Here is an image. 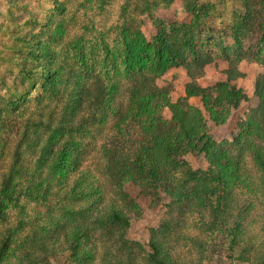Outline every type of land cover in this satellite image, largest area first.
<instances>
[{
    "label": "trees",
    "instance_id": "16d2710c",
    "mask_svg": "<svg viewBox=\"0 0 264 264\" xmlns=\"http://www.w3.org/2000/svg\"><path fill=\"white\" fill-rule=\"evenodd\" d=\"M241 1L244 13L230 27L235 53L227 56V66L212 86L198 82L215 61L194 46L195 29L212 6L200 0L185 2L192 15L189 21H165L150 40L138 26H124L120 33L123 55L119 61L106 47L105 59L114 72L106 71L104 76L97 73L96 65L87 64L85 54L79 62L85 65L76 67L53 47L66 32L64 2L53 0L59 18L43 23V27L52 26L49 35L16 30V50L25 54L17 59L22 73L37 77L43 93L57 97L60 105L50 136L40 143L31 168L20 142L27 132L18 133L10 116L9 107L18 106L17 98L6 104L0 101V264H37L43 253L56 249L55 244L67 251L72 264L96 262L100 248L97 231L123 238L136 214L134 201L121 190L124 185L136 187L142 194L162 191L177 203L191 197L189 209H208L207 220L200 213L204 232L226 234L229 252H237L233 263L264 264V240L245 235L252 217L260 211L263 216L264 69L254 83L257 104L237 124L231 140L215 142L207 131L208 123L224 124L247 98L235 85L244 76L240 63L248 58L240 51L244 39L256 34L264 49V0ZM153 4L157 6L155 1ZM262 62L264 66V59ZM173 67L184 69L188 78L184 95L175 102L170 87L157 81ZM120 75L128 81L125 104L119 99ZM165 109L170 111V119L164 117ZM93 126L103 138L95 170L84 167L86 131ZM134 126L136 141L129 137L124 141L125 132L130 134ZM17 135L19 141L12 145ZM189 154L202 158L205 166L191 168ZM184 189H190V194ZM238 191L246 193V203L229 224L225 219ZM49 196L57 198L55 206ZM39 199L46 207L37 216H46L48 223L27 219L28 200ZM11 207L18 211L15 226L8 220ZM190 241L191 248L203 256L206 242L198 237ZM148 246L149 264H177L162 242L153 239ZM100 258L102 264H110L105 253ZM127 264H132L131 258Z\"/></svg>",
    "mask_w": 264,
    "mask_h": 264
},
{
    "label": "rangeland",
    "instance_id": "374dc122",
    "mask_svg": "<svg viewBox=\"0 0 264 264\" xmlns=\"http://www.w3.org/2000/svg\"><path fill=\"white\" fill-rule=\"evenodd\" d=\"M60 1L66 6L64 18L66 32L60 41L53 42V47L64 55L63 60L76 67L85 65L79 63L85 54L83 58L86 59L87 64L96 65V71L97 73L100 71V76H104L106 71L114 72L105 59L106 47L116 55L115 58L119 59L123 55L120 33L124 26L132 28L138 26L150 40L162 23L166 25V22L170 20L178 23L187 22L192 16L186 8L187 0H173L170 4L168 0ZM154 1L157 6H154ZM253 1L250 0V2ZM199 3L212 6L208 14L201 16L200 25L195 29L194 46L196 50L213 56L215 61L214 64L205 68V73L198 82L202 86H212L221 78V72L227 66V56L235 53L230 27L237 15L244 13L245 6L241 0H200ZM257 3H260L259 0ZM10 10L12 15H9ZM54 11L53 0H0V101L6 104L9 100L17 98L18 106L9 107V111L17 124L18 133L27 132V136L24 133L25 138L22 141L20 139V142L23 157L27 160L26 164L29 161L27 165L31 168L39 155L40 143L50 136L53 127L52 119L57 118L56 112L60 104L57 97L43 93L45 90L37 77L27 78L22 73L17 59L24 57L25 54L16 50L19 43L15 40V33L19 30L49 35L48 31L52 29V26L48 23L46 28V26L43 27V23L50 21L51 18H59ZM155 19H159L161 23L156 22ZM34 20L37 22L36 25H33ZM240 51H245L248 58L240 63L239 68L244 76L237 79L235 85L247 98L237 109L231 111L229 119L224 124L219 126L207 124L208 134L215 142L230 141L237 124L257 104L254 83L264 69L262 62L264 49L254 34L244 39ZM120 77L119 99L125 104L128 97L126 93L128 81L123 76L120 75ZM157 81L161 85L170 87L171 101L175 102L184 95V85L188 78L184 69L173 67ZM49 113H52V118ZM163 115L166 119L171 117L168 109L164 110ZM128 132L130 134L127 132L124 134V141H127L128 137L136 141L137 128L131 127ZM119 136L122 137V134ZM85 139L84 167L95 170L97 161L100 159L99 147L103 138L98 135L93 126L86 131ZM18 141L17 135L12 139L11 144ZM8 156H11V149ZM186 158L189 166L194 170L206 164L202 158L192 154L187 155ZM26 173L28 175L30 170ZM121 190L134 201L136 214H132L130 228L123 238L110 231H97L95 238L98 239L100 248L96 262L92 264H102L101 253L109 257L110 264H127L130 258L132 264H149L148 243L153 239L163 243L166 253L170 254L171 259L177 264H246L233 263V256L237 252H229L226 234L219 231L212 234L209 231L204 232L206 226L203 225L200 213L202 212L207 220L208 209L200 207L189 209L191 197L177 203V200L162 191L142 194L138 188L130 185H124ZM189 190L184 189L188 195ZM48 199L55 206L57 198L53 200V197L49 196ZM244 200H246V193L238 191L229 216L225 219L227 223L230 224L239 207L246 203ZM42 202L43 199L28 200L27 219H38L39 222L48 223L45 222L46 216H37L42 214L39 212H43L46 207ZM17 212L15 207H11L8 211L9 224L12 226L17 223ZM245 231V235L255 241L264 240V205L263 216L261 211L255 214L250 223L246 224ZM194 237L206 242V250L201 257L193 247L191 248L190 239ZM55 248L52 253L51 251L47 254L43 253L37 264H72L68 259L67 251L57 248L56 244Z\"/></svg>",
    "mask_w": 264,
    "mask_h": 264
}]
</instances>
